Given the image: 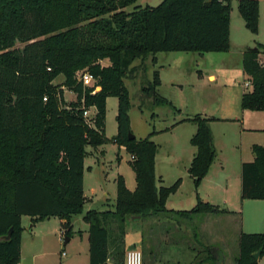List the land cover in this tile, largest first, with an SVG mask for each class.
I'll use <instances>...</instances> for the list:
<instances>
[{"label": "trees", "instance_id": "1", "mask_svg": "<svg viewBox=\"0 0 264 264\" xmlns=\"http://www.w3.org/2000/svg\"><path fill=\"white\" fill-rule=\"evenodd\" d=\"M136 0H0V264H19L21 217L32 223L50 217L65 219L70 237L71 219L82 214L83 161L86 146L110 141L105 135L106 99L117 98V133L111 138L132 156L136 187L116 178L113 210H87L89 264H109L111 222L124 223L133 216L190 218L207 212H225L199 197L196 189L207 174L216 149L209 126L211 118L199 114L184 120L196 125L190 144L196 152L188 174L196 203L189 210L167 207L170 194L181 184L177 178L156 186L154 171L157 145L150 135L129 139L130 98L123 78L135 59L157 52H226L229 50L232 0H161L157 5L125 7ZM258 0H237L245 27L258 31ZM19 43L21 46H16ZM264 45L247 47L242 69L249 88L241 107L264 111ZM107 60L108 63L101 64ZM87 68L94 86H83L76 75ZM64 80L53 84L57 76ZM158 72L143 91L156 100ZM64 88L75 99L66 102ZM45 98V99H44ZM93 107L92 122L84 109ZM254 158L241 165V199L264 200V145L254 144ZM236 264H258L252 253L264 255V229L240 232ZM211 264H223L213 246H205ZM124 261V260H123Z\"/></svg>", "mask_w": 264, "mask_h": 264}, {"label": "rangeland", "instance_id": "2", "mask_svg": "<svg viewBox=\"0 0 264 264\" xmlns=\"http://www.w3.org/2000/svg\"><path fill=\"white\" fill-rule=\"evenodd\" d=\"M161 0H136L133 4L124 8L130 12L135 7L145 5L155 6ZM258 31L251 33L244 24L237 10V0H232L231 35L229 37L228 52H192L174 51L157 52L155 64L149 60V55L144 59H135L130 67L131 70L123 78L124 84L129 92L131 119V132L136 138H142L151 131L156 135L150 138L157 144L160 155L164 156L170 148L189 147L188 134L193 124L182 123L174 129L165 131L166 127L177 123L187 117L199 114L212 118L222 114L221 105L227 95L246 85V76L240 67V52L247 47L264 45V0H258ZM16 46H21L19 43ZM204 55V57H202ZM261 56L260 59H263ZM107 60L101 64H107ZM87 68H81L76 75L79 76ZM158 71L163 83L157 89L156 100L148 96L144 87H148L153 79V72ZM213 72L216 79L208 80L207 75ZM202 73V75H199ZM64 80L59 75L53 84H59ZM174 80V84L170 83ZM64 99L66 102L74 100L73 92L64 88ZM231 96V95H230ZM116 97H109L107 114L105 119V135L110 139L102 145L101 156L96 147L86 146V151H91L85 158V165H92L93 170L85 168L84 193L92 200H87L83 213L74 215L70 220L72 240L64 244L67 237L63 224L57 217H50L39 222L35 228L29 216H22V224L25 227L22 248L20 251L19 264H89V243L86 235L80 230H87L88 224L83 220V214L89 209L104 211L113 210L116 198V178L121 175L126 187L134 190L136 187L135 172L132 168L131 154L125 147H119L111 138L117 133L116 121ZM96 150V151H95ZM99 157V161L92 162ZM158 171H160L158 169ZM170 172L165 170L166 179L164 186L171 184L168 180ZM106 175V177H105ZM181 176V175H180ZM105 177V178H104ZM193 185L185 184L181 194L176 197H188L192 194ZM106 195L108 196L107 198ZM252 201L246 200L243 206L237 208L239 213L235 218H218L211 221H201L198 216L191 215L190 218L168 214V217H143L138 219L127 218L124 223L111 222L108 226L109 232V264H123L124 254L130 247V239L139 241L134 246L142 252L143 264H177L182 259L184 264L189 258L183 255L188 249L194 248L195 257L192 264L199 262L209 255L204 250L205 246H213L215 251L222 257L223 264H236L235 256L238 247V228L242 218L245 223L253 222L259 213L264 212V207H256ZM264 205V202H260ZM169 204L175 205L174 202ZM169 204H166L169 207ZM182 206L186 207V203ZM238 210V209H237ZM260 228V229H259ZM261 232L264 227H259ZM83 233V232H82ZM129 238L125 241V235ZM70 236V237H71ZM188 257V256H187ZM180 264V262H178ZM258 264H264V255L258 259Z\"/></svg>", "mask_w": 264, "mask_h": 264}, {"label": "crops", "instance_id": "3", "mask_svg": "<svg viewBox=\"0 0 264 264\" xmlns=\"http://www.w3.org/2000/svg\"><path fill=\"white\" fill-rule=\"evenodd\" d=\"M232 11L233 10L231 7L229 37L231 35ZM243 51L244 49H242L240 52V67L242 72H243L242 69ZM261 56L263 55H259V58H261ZM202 57H204V55ZM149 60L152 64H155L157 62L156 59V62L153 63L152 57H149ZM260 60L263 61L264 58ZM243 74L245 73L243 72ZM199 75H202V73H200ZM245 76H246L245 82H249L248 75L245 74ZM158 77L160 82L159 85L157 86V89L158 87H161L163 83L162 77L159 72H158ZM207 78L208 80L213 81L216 79V76L213 72H210L207 75ZM170 83L174 84L175 82L174 80H170ZM243 86L241 85L240 89L238 90L235 89L234 92L230 94L231 96L230 95L226 96V99L224 100L220 108L222 114L218 116H212L211 120L209 121V126L213 137V143L216 149V156L212 164L210 165L207 174L202 178L196 191L200 198L217 206L218 209L224 210L225 212H217V213L207 212V213L195 214L194 216H198L199 220L201 221L203 220L208 222L211 220H216V219L218 220V218H221L223 220L225 218L227 219L235 218V216H237V213L240 212L239 208H237V201L239 202V206H243L246 200H257V201H252L253 202L252 204L256 207H264V205L260 203V202H264V200L262 199H241V165L243 162L253 160L254 155L252 153L251 148L254 144L264 145V111L242 109L241 96L247 90ZM108 100L109 97L106 99V114H107ZM114 106H116V111H117V102L114 103ZM90 112L91 113L95 112V109L90 108ZM185 122L193 124L192 126H194V128L190 127L188 134V142L190 144V138L196 131V125L194 123L183 119L178 121L177 123L172 124L169 127H166L165 131L172 130L179 124ZM130 128H131V119H130ZM149 134H151L150 138L152 137V135L153 136L156 135L155 131H151ZM146 136H143L142 138ZM142 138H138V139H142ZM101 147L102 145L97 146L96 150H98V152L102 156L104 150L101 149ZM195 152H196V147L190 144L189 147L170 148L165 152L164 156H162V154L160 155L157 146L155 153V164H154L156 186L157 187L164 186L163 185L165 181L164 178L166 179L165 170H169L170 172L167 178L168 180L170 179V181H172L171 183H173L177 178L179 177L181 178V184L179 185L178 189L174 193L170 194L167 198L166 204H169L171 202L175 203V205L169 204V208L171 209L189 210L196 203L194 186H193L192 194L190 196L186 198L176 197L177 194L178 195L181 194V190L185 184H189L190 182L193 185L192 178L188 174V168ZM87 153L93 155L91 151L89 152L86 151V155ZM85 158L86 156L84 157V161H83V194L87 200L91 201L92 198L84 193V178H85L84 170L86 168L88 171H92L93 166L92 165L86 166ZM98 161H99V157H96V159L92 160V162L94 163L95 162L97 163ZM158 169L160 171H158ZM107 197L108 196L106 195L105 198ZM184 203H186V207H189L188 205H190V208H184V206H182ZM58 219L60 223L63 222L62 219L60 218ZM44 220L34 222L31 227L35 228V226L39 222H43ZM21 225L23 227V230L21 232V248H22L23 234L25 232V227L22 224V217H21ZM70 226L72 230V224H70ZM239 227L240 228H238V236L240 232L258 231L259 227H264V212L259 213V215L255 217L253 222L248 221L247 223H245V220L242 218ZM64 231L65 230H63L62 232ZM86 231H88V229L83 231L80 230L79 232L81 233L82 236V235H86L85 234ZM128 235L129 234L125 235L124 238L125 241L127 238H129ZM87 239H88V234H87ZM71 240H72V236L69 237V241L67 243H69ZM130 240L132 241L129 244L130 247H135L134 245L140 241V240L135 241L133 239ZM195 251L196 250L194 248H190L188 249V251L184 253L183 256L185 258H189V260L186 261L184 264H192V262L195 260L194 259ZM237 255H238V251L236 253L235 259ZM178 262H180L181 264L182 259L177 261V264H179ZM199 264H211V263L209 260L203 258L199 262Z\"/></svg>", "mask_w": 264, "mask_h": 264}, {"label": "built area", "instance_id": "4", "mask_svg": "<svg viewBox=\"0 0 264 264\" xmlns=\"http://www.w3.org/2000/svg\"><path fill=\"white\" fill-rule=\"evenodd\" d=\"M79 79L82 82L83 86L87 87H95V79L89 72H82L79 75ZM249 82H246V85H248ZM97 88V87H95ZM45 99V98H44ZM93 108V107H91ZM95 114V112L91 113L90 108L84 109L83 115L86 118L87 122H92V117ZM132 158V156H131ZM123 264H143V257H142V252L139 248L137 247H130L126 250L124 254V261Z\"/></svg>", "mask_w": 264, "mask_h": 264}, {"label": "water", "instance_id": "5", "mask_svg": "<svg viewBox=\"0 0 264 264\" xmlns=\"http://www.w3.org/2000/svg\"><path fill=\"white\" fill-rule=\"evenodd\" d=\"M128 137H129V139H133V138H135V136H134V134H133L132 132H129V133H128ZM132 218H133V219H138L139 216H133ZM11 232H12V228H10V229L8 230V232H7L6 235H2V236H0V241L9 239ZM68 241H69V237H66L65 240H64V244H66ZM260 254H261V250L259 249V250H257L256 252H253V253H252V257H253L254 259L258 260V259L260 258Z\"/></svg>", "mask_w": 264, "mask_h": 264}]
</instances>
